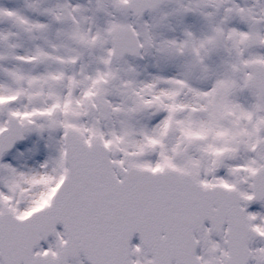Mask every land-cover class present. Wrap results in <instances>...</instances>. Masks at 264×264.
<instances>
[{
    "label": "snow or ice",
    "instance_id": "6c2138e0",
    "mask_svg": "<svg viewBox=\"0 0 264 264\" xmlns=\"http://www.w3.org/2000/svg\"><path fill=\"white\" fill-rule=\"evenodd\" d=\"M0 264H264V0H0Z\"/></svg>",
    "mask_w": 264,
    "mask_h": 264
}]
</instances>
